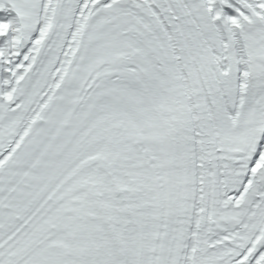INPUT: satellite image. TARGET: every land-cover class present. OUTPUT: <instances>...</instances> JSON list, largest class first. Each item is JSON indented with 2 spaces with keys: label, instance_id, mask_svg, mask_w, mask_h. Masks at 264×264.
Instances as JSON below:
<instances>
[{
  "label": "snow or ice",
  "instance_id": "obj_1",
  "mask_svg": "<svg viewBox=\"0 0 264 264\" xmlns=\"http://www.w3.org/2000/svg\"><path fill=\"white\" fill-rule=\"evenodd\" d=\"M0 264H264V0H0Z\"/></svg>",
  "mask_w": 264,
  "mask_h": 264
}]
</instances>
